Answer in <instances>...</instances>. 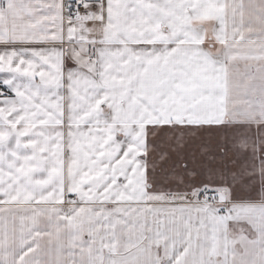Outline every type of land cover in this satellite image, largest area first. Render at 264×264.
Wrapping results in <instances>:
<instances>
[{"label":"snow or ice","instance_id":"6c2138e0","mask_svg":"<svg viewBox=\"0 0 264 264\" xmlns=\"http://www.w3.org/2000/svg\"><path fill=\"white\" fill-rule=\"evenodd\" d=\"M0 264H264V0H0Z\"/></svg>","mask_w":264,"mask_h":264},{"label":"crops","instance_id":"0c3cea01","mask_svg":"<svg viewBox=\"0 0 264 264\" xmlns=\"http://www.w3.org/2000/svg\"><path fill=\"white\" fill-rule=\"evenodd\" d=\"M244 3H247L248 0H243ZM218 47V45H217ZM240 68L243 70V62H240ZM220 139H223V135L221 134ZM170 139V138H169ZM217 140V135L215 132H209L206 133L203 138H197L196 140L190 141L184 148L185 154L192 155L196 154L199 155V153L202 150L203 146H207L209 149H213L215 147V143ZM161 147H167L166 144H162ZM249 164H255L257 167L260 164V158L259 156L256 159L249 158Z\"/></svg>","mask_w":264,"mask_h":264}]
</instances>
